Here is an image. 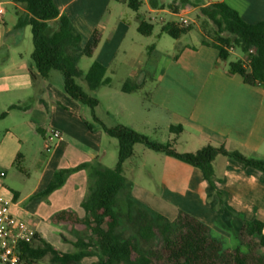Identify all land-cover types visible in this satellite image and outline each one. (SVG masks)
<instances>
[{
  "label": "crops",
  "instance_id": "obj_1",
  "mask_svg": "<svg viewBox=\"0 0 264 264\" xmlns=\"http://www.w3.org/2000/svg\"><path fill=\"white\" fill-rule=\"evenodd\" d=\"M54 1L80 32L82 46L95 31L100 34L96 49L87 56L89 67L94 61L105 65L107 75L112 79L107 86L114 83L122 92L120 101L112 100L110 95L105 102L97 95L99 104L95 113L105 124H123L146 135L148 131L155 132L160 128L171 132V126L181 125V133H171L174 134L172 140L175 144L180 143L183 153L196 152L212 144L264 160V85L250 84L241 74L231 73L228 60L220 58L218 47L207 42L197 23L201 36L195 44H181V35L175 38L173 45L165 48L161 45L163 35H167L162 30L163 23L159 39L153 42L143 37L152 35L154 28L150 35L139 31L141 20H147L144 14H138L132 20L114 10L118 7L113 6V2L126 0ZM145 1L149 11L170 8L163 0H156L157 7H153L150 0ZM176 1L181 4V0ZM212 1H224L249 23L264 21V0ZM13 4L17 11H25L21 4L14 1ZM20 44L18 36L7 44V52L0 55V113L12 104L23 105V108L10 109L0 119V170L5 172L0 177V194L12 202V212L35 229L38 238L32 243L39 246L43 240L49 242L47 235L53 224L65 225L69 231L80 229L54 223L51 218L66 209L85 215L81 204L95 182L90 166L107 167L103 163L107 154L104 145L107 133L95 123L92 109L88 115L85 105L65 91L64 79L56 74V70L47 77H32L31 71H36L31 57L33 48L22 50ZM147 49L152 53L149 54ZM155 56L162 58L160 63H154ZM245 56L243 53L239 58ZM127 81L140 84V87L125 92L123 85ZM43 94L49 97L48 113L42 107ZM32 95L33 103H26ZM89 122L94 123V129L89 128ZM50 127L60 129L62 137L47 151L45 137ZM40 139L44 141L47 155L36 148ZM17 160H30L32 166L26 171V177L15 174ZM164 161V186L173 195L181 197V202L190 210L187 212L209 224L213 235L224 245L230 233L219 227L218 219L235 228L240 227L241 218L264 222L263 171L219 154L213 161L215 175L211 185L198 167L168 154ZM83 163L88 166L70 172L60 187L48 194H40L57 170ZM133 195L150 205L155 200V197L134 190ZM157 201L163 204L159 209L163 215L170 220L177 217L179 211L169 210V200L158 198ZM48 254L51 255L49 264H61ZM66 264L86 263L84 259Z\"/></svg>",
  "mask_w": 264,
  "mask_h": 264
},
{
  "label": "trees",
  "instance_id": "obj_2",
  "mask_svg": "<svg viewBox=\"0 0 264 264\" xmlns=\"http://www.w3.org/2000/svg\"><path fill=\"white\" fill-rule=\"evenodd\" d=\"M24 7V12L17 11L18 28L31 26L34 48L31 54L36 71H31L33 78L47 77L51 71H60L64 79L65 91L75 100L88 105L93 112L95 123L118 140V161L114 168L90 166L95 177L90 193L82 202L85 211L80 216L73 209L55 213L54 223L72 226L84 225L85 235L73 241L77 251L63 252L45 240L42 245L25 243L21 252L25 264H36L48 253L61 264L71 261H83L97 257L86 264H264V222L259 219L241 218L239 228L228 225L218 219L219 227L233 234L238 243L225 247L224 242L212 233L211 226L187 211L180 210L177 217L170 220L162 213L149 207L131 192L132 182L124 175V163L135 150V145L144 143L148 147L163 151L202 170L205 178L213 185V161L223 154L264 172V160L249 158L238 151H229L223 146L208 144L196 152H178L172 143H159L135 129L118 124L108 126L95 113L99 99L90 94L101 86L110 85L112 79L107 75V67L94 61L85 71L79 66L83 56H91L96 49L100 34L95 31L85 46L81 45L82 36L74 27L70 18L61 13L54 0H12ZM128 6L138 11L144 0H126ZM191 4L196 10V21L207 38V42L219 49L220 58L228 60V70L239 73L250 84L264 85V21L249 23L240 13L224 1L194 3L181 0V4ZM157 7L156 0H150ZM163 7V6H162ZM169 7L178 12L180 3L176 0ZM154 23L142 19L139 31L150 35ZM192 25L182 27L177 22L163 23L162 30L179 38L190 30ZM224 45L240 49L249 59L229 60V51ZM82 81L87 89L78 82ZM140 87L127 81L123 91L130 92ZM23 108L22 103H15L0 113L5 117L10 109ZM94 129V123H88ZM38 130H41L38 128ZM171 132L181 133V125L171 126ZM19 167V161L16 162ZM80 164L74 168H62L55 172L48 186L40 192L45 195L60 187L67 175L75 170L87 167ZM123 197L126 212H121L119 202ZM132 227L134 232L127 234L121 225ZM77 231V230H74ZM38 238V236H36Z\"/></svg>",
  "mask_w": 264,
  "mask_h": 264
},
{
  "label": "rangeland",
  "instance_id": "obj_3",
  "mask_svg": "<svg viewBox=\"0 0 264 264\" xmlns=\"http://www.w3.org/2000/svg\"><path fill=\"white\" fill-rule=\"evenodd\" d=\"M165 3H172V1L163 0ZM194 3L202 4L205 3V0H191ZM6 8L5 14L0 17V36L3 35V37H0V55H4L8 50V45L11 44L15 39L18 38V36L21 39L20 49L26 50L27 48H34L33 44V35L31 26L27 25L22 28H18L16 26V23L18 21V13L17 8L13 4L12 0H0ZM116 5L118 9H114L116 11H119L122 13L125 17L135 20L137 18L138 14H144L145 17L148 19L150 16L149 7L147 5V2L144 0V3L142 4L141 8L138 11L133 10L130 8L125 1H118L113 2V6ZM181 5V12L188 13L189 17L194 19L192 25V29L186 31L184 34H182L180 41L181 44H195L198 39L200 38V31L196 25V8H193L194 6L191 4H180ZM114 8V7H113ZM113 10V11H114ZM155 15L157 13H154ZM166 19L169 20H178V16L172 15L170 13L163 12L162 13ZM154 23V32L152 35L148 37L143 38H149L150 41H157L159 39V34L161 33V24L162 22L157 20L153 21ZM176 42V39L171 37L170 35H163V39L161 41L162 47L168 48L173 43ZM6 43V45H4ZM147 52L152 53L151 49H147ZM243 52L240 49H236L234 53L229 55V60H236L238 59ZM162 58H159V56H155L154 63L158 64L161 62ZM79 66L83 70H87L89 68V59L87 56H83L82 60L79 62ZM56 74H59L60 78L63 77L60 71H55ZM56 82V81H55ZM79 83H81L85 89H87L86 85L78 80ZM57 83V82H56ZM61 84V82H60ZM90 94L97 97V95H100L102 100L105 102L109 99L110 95L112 96V100L120 101V98L122 96V92L120 90V87L113 85L111 87L103 86L100 88V90L96 91H90ZM36 95V93H35ZM42 97L44 98V103L42 107L44 108L45 112H49L48 108V95L43 94ZM34 95H32L30 98H27V102L29 104L33 103ZM85 110L88 115H90L91 108L88 105H85ZM97 110V109H96ZM16 113H19L20 111H15ZM144 112V111H142ZM127 121L129 114L127 115ZM92 120V119H91ZM115 121V120H114ZM148 134H144L148 136L151 140L159 142V143H172L173 148L181 152V146L179 144H175V140H172L174 138V134H172L168 129L166 128H160L157 131H148ZM55 144V142H53ZM105 149L107 150L106 156H104L103 163L109 167L114 168L118 161V151H119V144L118 140L112 136L106 135V140L104 141ZM38 148V152L41 151L43 155H47L48 152L44 149V141L40 139V143L36 147ZM167 154L163 151H157L154 150L144 143H138L136 144V148L134 150L133 155L127 159V161L124 163V175L132 182L131 192L133 194V190L135 193L139 194H146L151 197H155V200L153 201V204H146L149 207L153 208L154 210L161 213V210L163 207V204L161 202L159 203L157 200L164 199L169 200L170 203V209L173 213L174 211H190L189 208L186 206L187 204L181 202L180 196H175L171 192L168 191L166 186H164L162 177L164 173V167L166 166V162L164 161ZM32 164L30 163V160L27 162H19V167L23 169V171L20 170L19 167L15 166V174H21V176L26 177V171H29ZM168 173V172H167ZM20 176V175H19ZM21 178V177H20ZM119 206L121 209V212L125 213L126 210V203L123 199V197L120 198ZM164 212V210H163ZM172 213V212H171ZM76 229L77 231H69V229L65 225H56L53 224V227L50 230V233L47 235V239L51 244H53L57 249L63 251V252H73L76 251L77 248L75 247L73 241H75L78 236L85 235V227L84 225H77ZM120 229H124L125 233L130 234L134 232V229L132 227H125L124 224L121 225ZM238 243V240L235 238L233 234L230 233L229 238L225 242V247H233ZM36 245V244H34ZM50 254L39 260L36 264H49ZM97 257H89L85 259V263H90L92 260H96ZM1 264V263H0Z\"/></svg>",
  "mask_w": 264,
  "mask_h": 264
},
{
  "label": "built area",
  "instance_id": "obj_4",
  "mask_svg": "<svg viewBox=\"0 0 264 264\" xmlns=\"http://www.w3.org/2000/svg\"><path fill=\"white\" fill-rule=\"evenodd\" d=\"M212 2V0H205V3ZM6 12V8L2 2H0V17ZM163 12L170 13L178 16V20H167L162 14ZM154 13H157L156 15ZM159 20L162 23L170 21L177 22L182 27L190 26L194 19L189 17L188 13L181 11H174L171 8L163 9H151L150 16L147 19L150 22ZM224 48L229 51L231 55L236 51V47L224 45ZM245 62L249 59L247 56L243 58ZM62 137L60 129L50 127L45 137V148L47 151L51 150L54 146L53 142H56ZM5 172L0 170V177H3ZM36 238V231L31 224L12 212V202L7 200L0 194V263L1 264H24L21 246L25 243H32Z\"/></svg>",
  "mask_w": 264,
  "mask_h": 264
}]
</instances>
